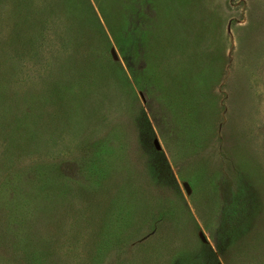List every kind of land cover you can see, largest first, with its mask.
I'll use <instances>...</instances> for the list:
<instances>
[{"label": "rangeland", "instance_id": "rangeland-1", "mask_svg": "<svg viewBox=\"0 0 264 264\" xmlns=\"http://www.w3.org/2000/svg\"><path fill=\"white\" fill-rule=\"evenodd\" d=\"M0 264H264V0H0Z\"/></svg>", "mask_w": 264, "mask_h": 264}, {"label": "water", "instance_id": "water-1", "mask_svg": "<svg viewBox=\"0 0 264 264\" xmlns=\"http://www.w3.org/2000/svg\"><path fill=\"white\" fill-rule=\"evenodd\" d=\"M200 236H201V239H203L204 240V237L200 234Z\"/></svg>", "mask_w": 264, "mask_h": 264}]
</instances>
